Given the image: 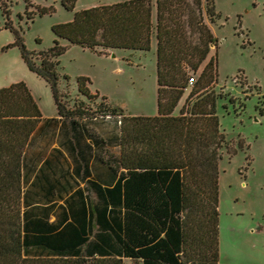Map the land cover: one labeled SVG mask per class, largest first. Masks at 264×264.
<instances>
[{
    "label": "trees",
    "instance_id": "trees-1",
    "mask_svg": "<svg viewBox=\"0 0 264 264\" xmlns=\"http://www.w3.org/2000/svg\"><path fill=\"white\" fill-rule=\"evenodd\" d=\"M75 2L60 0L73 19L51 26L53 45L37 53L39 63L18 32L8 23L5 27L14 33L28 69L49 85L58 117L83 132L97 152H110L107 142L92 131L95 123L82 122L95 118L83 102H75L73 109L61 102L57 58L66 47L59 41L98 55L106 49L147 52L154 33L156 115H125L120 108L99 104L118 125L113 137L119 153L109 156L116 181L107 211L121 221L120 250L98 257L81 252L86 239L73 222L78 216L82 222V215L73 200L57 204L62 187L55 152L46 158L38 152L36 159L25 161L38 124L57 120H42L25 83L16 82L0 88V264H123V258L132 264H219L217 166L224 136L212 90L217 61L210 57L197 74L210 46L217 45L204 22V16L210 22L218 16L214 0H123L82 10H74ZM0 7L7 17L1 2ZM52 11L36 7L26 14L32 18ZM76 82L77 92L91 99L89 79L79 76ZM188 87L178 115H173Z\"/></svg>",
    "mask_w": 264,
    "mask_h": 264
},
{
    "label": "rangeland",
    "instance_id": "rangeland-1",
    "mask_svg": "<svg viewBox=\"0 0 264 264\" xmlns=\"http://www.w3.org/2000/svg\"><path fill=\"white\" fill-rule=\"evenodd\" d=\"M27 1L0 0L8 10L5 17L0 7V88L25 83L42 115L49 116L56 112L51 89L28 69L14 45L10 27L21 36L26 49L35 52L33 60L39 63L37 53L53 45L51 26L71 21L73 12L65 10L60 0ZM118 1L123 0H76L74 10ZM36 7H52L53 11L28 18L26 13L36 12ZM214 10L218 14L214 21L204 16V22L217 45L210 46L197 74L210 57L217 61L212 90L219 130L224 136L217 166L220 260L226 264H264V0H214ZM6 23L10 27H5ZM151 39L153 48L147 52L106 49L102 55L59 41L66 47L57 58L61 102L70 109L75 102L84 103L95 121L89 118L82 122L95 123L91 128L106 140L109 151H119L113 137L118 125L113 124L116 118L104 116L100 102L120 108L125 115L157 113L154 33ZM63 74L68 81L61 77ZM197 74L192 75L194 80ZM79 76L89 79L91 99L77 92ZM189 89L173 115H178ZM37 154L27 150L25 161L36 159Z\"/></svg>",
    "mask_w": 264,
    "mask_h": 264
},
{
    "label": "crops",
    "instance_id": "crops-1",
    "mask_svg": "<svg viewBox=\"0 0 264 264\" xmlns=\"http://www.w3.org/2000/svg\"><path fill=\"white\" fill-rule=\"evenodd\" d=\"M46 119H56L57 122L41 121L27 150L45 152L44 158L48 157L49 152H55L53 156L57 158L58 180L62 187L61 199L57 200V204L63 205L65 200H73L75 210L82 215V222H79L80 216L73 222L86 239L80 247L81 252L92 257L118 254L122 240L121 221L116 220L107 210L112 204L109 196L113 192L110 189L116 181L114 164L111 161V166L109 165V156H115L119 152H97L92 141L83 132L81 134L77 128L72 129L68 121L58 117L57 110L53 115H42V120ZM47 137L51 138L50 141L46 140ZM96 156L102 158V161L96 159ZM53 162L55 159L50 157V165ZM49 221H54V216ZM220 257L219 252L218 263L226 264ZM122 260L123 264H132L129 259Z\"/></svg>",
    "mask_w": 264,
    "mask_h": 264
},
{
    "label": "built area",
    "instance_id": "built-area-1",
    "mask_svg": "<svg viewBox=\"0 0 264 264\" xmlns=\"http://www.w3.org/2000/svg\"><path fill=\"white\" fill-rule=\"evenodd\" d=\"M188 82H189V84H191L192 83V79L190 78Z\"/></svg>",
    "mask_w": 264,
    "mask_h": 264
}]
</instances>
